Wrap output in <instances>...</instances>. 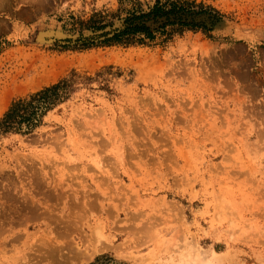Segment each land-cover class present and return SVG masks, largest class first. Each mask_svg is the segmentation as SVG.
Instances as JSON below:
<instances>
[{
    "label": "rangeland",
    "instance_id": "1",
    "mask_svg": "<svg viewBox=\"0 0 264 264\" xmlns=\"http://www.w3.org/2000/svg\"><path fill=\"white\" fill-rule=\"evenodd\" d=\"M119 1L154 0H0V116L79 77L0 136V264H264V0H195L206 34L62 48Z\"/></svg>",
    "mask_w": 264,
    "mask_h": 264
},
{
    "label": "trees",
    "instance_id": "2",
    "mask_svg": "<svg viewBox=\"0 0 264 264\" xmlns=\"http://www.w3.org/2000/svg\"><path fill=\"white\" fill-rule=\"evenodd\" d=\"M121 1L114 12H94L86 19L72 21L70 32L76 34L74 40L65 39L64 50L85 51L97 47L149 46L157 38L160 43L168 42L172 36L184 32L208 33L213 23L220 20L216 11L195 0H154L142 9L136 1ZM206 16L209 26L200 22L187 21L186 17ZM117 24L115 26L114 24ZM84 33L89 35L84 36ZM79 77L71 72L49 86L13 101L0 116V136L29 134L40 126L42 118L54 107L66 101L74 91ZM105 257H99L91 264H106Z\"/></svg>",
    "mask_w": 264,
    "mask_h": 264
},
{
    "label": "bare ground",
    "instance_id": "3",
    "mask_svg": "<svg viewBox=\"0 0 264 264\" xmlns=\"http://www.w3.org/2000/svg\"><path fill=\"white\" fill-rule=\"evenodd\" d=\"M197 253H200V251L198 250V251H196ZM198 257H199V259L197 260V264H220L219 262H220V260L222 259V256H218L217 254H214V253H210V258L208 257V260L206 261V260H204V259H202L200 256H199V254H198ZM179 259V258H178ZM189 262V261H188ZM188 262H185V261H179V264H190V263H188ZM227 260H226V264H227ZM222 264V263H221ZM225 264V263H224Z\"/></svg>",
    "mask_w": 264,
    "mask_h": 264
},
{
    "label": "water",
    "instance_id": "4",
    "mask_svg": "<svg viewBox=\"0 0 264 264\" xmlns=\"http://www.w3.org/2000/svg\"><path fill=\"white\" fill-rule=\"evenodd\" d=\"M186 20L187 21H192V22H200V23L205 24L206 26H209V20H208V18L206 16H191V17H186ZM216 24H217V22L213 23L212 26H214ZM114 25L117 26L116 23ZM83 35L87 36V35H89V33H84ZM75 38H73V39L72 38H68V39L74 40Z\"/></svg>",
    "mask_w": 264,
    "mask_h": 264
}]
</instances>
